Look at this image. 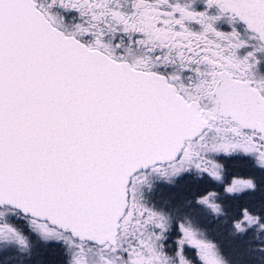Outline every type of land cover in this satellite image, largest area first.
Wrapping results in <instances>:
<instances>
[{
    "label": "snow or ice",
    "instance_id": "obj_1",
    "mask_svg": "<svg viewBox=\"0 0 264 264\" xmlns=\"http://www.w3.org/2000/svg\"><path fill=\"white\" fill-rule=\"evenodd\" d=\"M0 264H264V0H0Z\"/></svg>",
    "mask_w": 264,
    "mask_h": 264
}]
</instances>
